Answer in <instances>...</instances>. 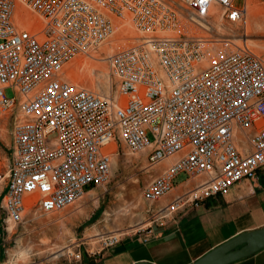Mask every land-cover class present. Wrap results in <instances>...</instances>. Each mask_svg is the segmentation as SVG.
<instances>
[{
  "label": "built area",
  "instance_id": "built-area-1",
  "mask_svg": "<svg viewBox=\"0 0 264 264\" xmlns=\"http://www.w3.org/2000/svg\"><path fill=\"white\" fill-rule=\"evenodd\" d=\"M246 2L0 0V121H11L12 135L0 173L6 226L106 190L117 143L149 167L167 162L141 191L149 226L132 237L256 179L264 170V57L228 28L243 22ZM80 55L106 63L110 98L65 78ZM120 241L102 237L92 255ZM66 256L83 264L80 250Z\"/></svg>",
  "mask_w": 264,
  "mask_h": 264
},
{
  "label": "rangeland",
  "instance_id": "rangeland-1",
  "mask_svg": "<svg viewBox=\"0 0 264 264\" xmlns=\"http://www.w3.org/2000/svg\"><path fill=\"white\" fill-rule=\"evenodd\" d=\"M248 12L256 14V17L263 22V26L259 29L246 30L245 23L248 18L246 15V21L244 19L235 32L243 36L250 50L264 57V8L261 0L249 1ZM237 44L241 43L237 42ZM92 56L99 58L95 54ZM76 59L79 61H75ZM76 59L66 65L67 77L73 83L92 89L101 96H111L115 90L113 88L110 94L111 80L106 63L95 62L88 57ZM84 59L85 61L82 62ZM80 65L81 67H78ZM76 67L82 70L79 78L74 79L71 74L76 72ZM88 73L96 77L94 81L84 75ZM5 96L12 98L15 92L8 89L5 91ZM116 149L118 157L114 161L111 183L106 190L97 188L91 191L95 192V198H89L86 194L60 212L45 216L29 214L28 223L9 227L6 226V219L0 207V264H70L67 261V252L80 250L84 258L87 254L92 255L100 250L102 237L116 234L122 239L132 236L139 228L148 227L150 218L147 213L148 205L142 201L141 191L162 172L167 162L149 167L141 154H130L120 143L116 144ZM11 153V121L6 119L0 121V173L6 170ZM185 180L186 177L180 175L175 179L174 184L180 186ZM1 189L0 185V191ZM105 212L115 213L111 218L113 222L103 221ZM47 218L52 219L53 222L45 225L43 221ZM92 227L100 236L87 240L86 230ZM45 240L48 242L46 245L41 243ZM19 251H25L27 255L21 259L17 256ZM61 253L63 255L53 259Z\"/></svg>",
  "mask_w": 264,
  "mask_h": 264
},
{
  "label": "crops",
  "instance_id": "crops-1",
  "mask_svg": "<svg viewBox=\"0 0 264 264\" xmlns=\"http://www.w3.org/2000/svg\"><path fill=\"white\" fill-rule=\"evenodd\" d=\"M264 228V170L243 180L223 197L207 200L177 222L154 227L140 237L127 236L114 247L87 254L83 264H191L232 238ZM148 236V242L141 239ZM232 264H264V249Z\"/></svg>",
  "mask_w": 264,
  "mask_h": 264
},
{
  "label": "water",
  "instance_id": "water-1",
  "mask_svg": "<svg viewBox=\"0 0 264 264\" xmlns=\"http://www.w3.org/2000/svg\"><path fill=\"white\" fill-rule=\"evenodd\" d=\"M262 249H264V228L242 233L210 250L191 264H232Z\"/></svg>",
  "mask_w": 264,
  "mask_h": 264
},
{
  "label": "bare ground",
  "instance_id": "bare-ground-1",
  "mask_svg": "<svg viewBox=\"0 0 264 264\" xmlns=\"http://www.w3.org/2000/svg\"><path fill=\"white\" fill-rule=\"evenodd\" d=\"M249 1H251V0H247V2H246V6H245V11H246V15H248V18H247V21H246V15H245V21H246V23H245V28H246V30H251V29H259V28H261L262 26H263V22L261 21V20H259L257 17H256V14H254V13H251V12H248V3H249ZM263 16V15H262ZM242 24V22L240 23V24H237L236 26H229L228 28L233 32L235 29H238L239 28V26ZM128 28L131 30L130 32L132 33V29H131V26L130 25H128ZM245 28H244V30H245ZM246 30H245V36H246ZM224 31H226V30H223V32ZM132 35H134L133 33H132ZM128 40H121V41H119V43H118V46H121V45H128ZM113 48H115V46H113L111 49H108V50H106V53H107V55H110L111 53H112V49ZM78 57H85V58H87L86 56H83V55H80V56H77L76 58H78ZM75 58V59H76ZM94 58H97V57H94ZM83 59V58H82ZM74 60V59H73ZM81 60V59H80ZM99 60H101V59H99ZM75 61H79V60H75ZM75 61H74V63H75ZM85 61V59L84 60H82V62H84ZM102 62V61H101ZM104 62V61H103ZM68 65V64H67ZM78 67H81V65L80 66H78ZM66 68V67H65ZM65 68H64V74H65V78L67 79V80H69L70 82H72L68 77H67V75H66V73H65ZM81 70L82 69H80V68H77L76 67V72L74 71L72 74H71V76L74 78V79H77V78H79V73H81ZM85 76H87V78H90L91 80H93L94 81V79L96 78H94L93 76H91L89 73L88 74H84ZM104 75H107V74H104ZM99 77V76H98ZM106 78H107V76H106ZM89 80V79H88ZM90 81V80H89ZM73 83V82H72ZM94 83V82H93ZM108 85H109V82H108ZM102 87V86H101ZM107 87V86H106ZM110 88V87H109ZM99 92V91H98ZM101 96V95H100ZM114 96V95H113ZM112 96V97H113ZM103 97H111V96H103ZM116 99H117V97H116ZM4 120H6V119H4ZM95 196H96V194H95V192H90V193H88V197L89 198H95ZM115 216V213L113 214V213H109V212H105L104 214H103V221L104 222H106V223H108V222H113L114 220L113 219H111L112 217H114ZM53 222V220L52 219H50V218H47V219H45L44 221H43V224H45V225H47V224H50V223H52ZM97 236H100V234L99 233H97V231H95V229H94V227H92V228H90V229H87L86 230V233H85V238L87 239V240H90L91 238H94V237H97ZM97 240V239H96ZM42 244H44V245H46L48 242L45 240V241H42L41 242ZM54 254V253H53ZM27 255V252H23V251H19V252H17V256L19 257V258H21V259H23L25 256ZM61 255H63V253H61V254H59V255H57L56 257H54L53 259H57L59 256H61Z\"/></svg>",
  "mask_w": 264,
  "mask_h": 264
}]
</instances>
